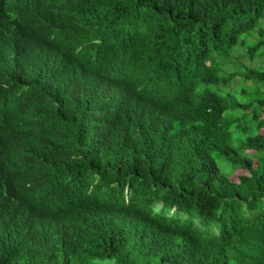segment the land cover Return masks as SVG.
Returning <instances> with one entry per match:
<instances>
[{"label": "trees", "instance_id": "trees-1", "mask_svg": "<svg viewBox=\"0 0 264 264\" xmlns=\"http://www.w3.org/2000/svg\"><path fill=\"white\" fill-rule=\"evenodd\" d=\"M35 1L27 47L0 26V264H264V0Z\"/></svg>", "mask_w": 264, "mask_h": 264}, {"label": "clouds", "instance_id": "clouds-1", "mask_svg": "<svg viewBox=\"0 0 264 264\" xmlns=\"http://www.w3.org/2000/svg\"><path fill=\"white\" fill-rule=\"evenodd\" d=\"M7 7H10V9H7ZM50 13L51 8L46 5H38L35 0H0V26L7 25L9 36L12 39L11 45L13 44L18 49L27 47V45H20L18 42L27 38L23 36L25 31L21 21L28 23L31 20H36L37 23L46 25ZM35 31L38 32L39 30L35 29ZM45 38L47 37H43L40 33L38 41L42 39L46 43ZM71 136L68 138H71Z\"/></svg>", "mask_w": 264, "mask_h": 264}, {"label": "rangeland", "instance_id": "rangeland-1", "mask_svg": "<svg viewBox=\"0 0 264 264\" xmlns=\"http://www.w3.org/2000/svg\"><path fill=\"white\" fill-rule=\"evenodd\" d=\"M241 49H243V48L241 46H238V47H236L235 51H240ZM261 59L257 58L254 61L247 60V59H243L242 62H244L246 64H250L252 66L257 65V66L264 67V63H263V61ZM224 69L227 70V71H230V72L234 71L230 63L226 64L224 66ZM235 80H240V77L239 76H236ZM241 84L253 85V83L251 81H246V82H243V81H239V82L232 81L231 84H230V86H229V88L233 89L236 85H241ZM208 87L210 89H212V90H217L218 89V86L217 85H208ZM261 89L264 90V85L261 87ZM257 95H258L257 88L256 87H249L247 89V91H245L243 94L240 93L238 99H239L240 102L244 103V102H247L250 99L256 97ZM231 116L232 117H236V112H231ZM261 116L262 117L264 116V112L261 113ZM244 137L245 136L244 135H241L238 131L235 132V138L240 143H242V140H243ZM218 160H219V164L222 167L223 171L225 173H227L228 175L231 174L233 180H237L238 179V176L241 173L244 172V170H242V169H236L235 171L232 172V169L230 168L229 162L226 161V160H224L222 156H220L218 158Z\"/></svg>", "mask_w": 264, "mask_h": 264}]
</instances>
